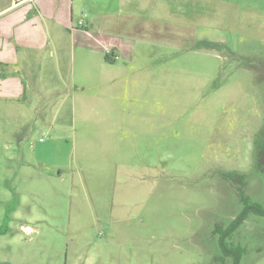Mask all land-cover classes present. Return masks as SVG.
I'll use <instances>...</instances> for the list:
<instances>
[{
  "label": "rangeland",
  "instance_id": "1",
  "mask_svg": "<svg viewBox=\"0 0 264 264\" xmlns=\"http://www.w3.org/2000/svg\"><path fill=\"white\" fill-rule=\"evenodd\" d=\"M68 4L93 38L49 22L24 97L0 87V264H232L216 228L264 208V0ZM227 242L264 264V216Z\"/></svg>",
  "mask_w": 264,
  "mask_h": 264
},
{
  "label": "crops",
  "instance_id": "2",
  "mask_svg": "<svg viewBox=\"0 0 264 264\" xmlns=\"http://www.w3.org/2000/svg\"><path fill=\"white\" fill-rule=\"evenodd\" d=\"M148 1L145 0V2ZM68 5V0H0V63L4 64L0 67V73L5 74L0 76V87L4 88L9 98L24 97L25 78L22 72L29 69L31 65L19 59L18 48L47 50L50 42L54 45L59 39L60 35L51 29L49 22L54 23L59 30H66L76 42L82 43L84 35L90 37L91 34L85 26L82 29L72 28V15L67 16ZM91 38H93L92 35ZM96 44L95 49L98 51L101 45ZM105 52L107 51H103ZM47 64L57 68V62ZM47 64L37 62L32 65V68L34 66L41 70ZM81 64L84 65L81 67L89 65L85 61H81ZM100 64L101 62L98 63ZM31 76L37 77L38 80L41 78L40 73L38 76L32 73Z\"/></svg>",
  "mask_w": 264,
  "mask_h": 264
},
{
  "label": "trees",
  "instance_id": "3",
  "mask_svg": "<svg viewBox=\"0 0 264 264\" xmlns=\"http://www.w3.org/2000/svg\"><path fill=\"white\" fill-rule=\"evenodd\" d=\"M105 60L108 62L114 61V54L111 55L105 54ZM4 64L0 63V67H3ZM4 73H0V76H4ZM240 200L242 202V209L240 213L233 219V221L228 225L225 229L220 227L216 228V231L220 234L219 236V247L223 256H229L232 258V264H239L240 258L245 252V249L240 245H233L227 242V238H229L232 233L237 229V227L247 218V216L251 213L264 216V208L257 202H252L246 195H243L242 191H240ZM13 209L9 207L6 210L5 219L8 220V213H10ZM6 222L3 224V229L0 233L5 231Z\"/></svg>",
  "mask_w": 264,
  "mask_h": 264
},
{
  "label": "built area",
  "instance_id": "4",
  "mask_svg": "<svg viewBox=\"0 0 264 264\" xmlns=\"http://www.w3.org/2000/svg\"><path fill=\"white\" fill-rule=\"evenodd\" d=\"M83 22L79 21V25H81Z\"/></svg>",
  "mask_w": 264,
  "mask_h": 264
}]
</instances>
